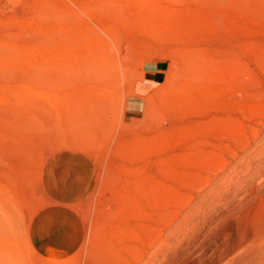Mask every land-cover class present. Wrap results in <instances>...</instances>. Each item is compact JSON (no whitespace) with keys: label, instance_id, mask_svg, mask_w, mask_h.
<instances>
[{"label":"rangeland","instance_id":"obj_1","mask_svg":"<svg viewBox=\"0 0 264 264\" xmlns=\"http://www.w3.org/2000/svg\"><path fill=\"white\" fill-rule=\"evenodd\" d=\"M263 179L264 0H0V264H177Z\"/></svg>","mask_w":264,"mask_h":264},{"label":"bare ground","instance_id":"obj_2","mask_svg":"<svg viewBox=\"0 0 264 264\" xmlns=\"http://www.w3.org/2000/svg\"><path fill=\"white\" fill-rule=\"evenodd\" d=\"M259 182L262 184L264 179ZM263 193L260 191L261 200H264ZM246 196L235 199L234 192L228 201L231 203L229 210L215 220L207 221L205 217L185 219L181 211L168 219L165 226L168 233L175 226L176 233L182 231V237L176 240L178 244L173 245L171 257L176 255L183 242L187 246V252L177 259V264H264V209L253 211L249 208L252 201L243 203ZM168 212L164 214L165 218H169ZM189 231L197 236L191 245L183 237Z\"/></svg>","mask_w":264,"mask_h":264},{"label":"crops","instance_id":"obj_3","mask_svg":"<svg viewBox=\"0 0 264 264\" xmlns=\"http://www.w3.org/2000/svg\"><path fill=\"white\" fill-rule=\"evenodd\" d=\"M159 69L158 68H156V69H153L152 71H150L149 73L152 75V76H154V81L156 80V76L158 75V73H159Z\"/></svg>","mask_w":264,"mask_h":264}]
</instances>
